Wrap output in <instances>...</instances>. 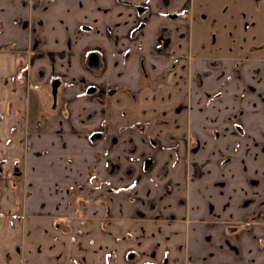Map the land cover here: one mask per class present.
I'll list each match as a JSON object with an SVG mask.
<instances>
[{
	"label": "crops",
	"instance_id": "0c3cea01",
	"mask_svg": "<svg viewBox=\"0 0 264 264\" xmlns=\"http://www.w3.org/2000/svg\"><path fill=\"white\" fill-rule=\"evenodd\" d=\"M27 1L0 0L16 264H185L186 238L190 264H264V40H233L264 25V0H237V27L211 8L220 31L203 41L204 14L195 47L211 0H122L150 9L135 37L121 0Z\"/></svg>",
	"mask_w": 264,
	"mask_h": 264
},
{
	"label": "rangeland",
	"instance_id": "374dc122",
	"mask_svg": "<svg viewBox=\"0 0 264 264\" xmlns=\"http://www.w3.org/2000/svg\"><path fill=\"white\" fill-rule=\"evenodd\" d=\"M198 1L199 0H196V1L192 0L191 3H192V5H195L197 7V4H199ZM27 2L29 3L30 10L34 11V10L37 9L36 8L37 5L35 4L34 0H32V1L29 0ZM202 3L203 2H200V4H202ZM237 3H238L237 0H211L209 5L207 3H204L203 5H200V9L201 10H198L197 11L198 13L195 14V19H194L195 26H194V28L193 27L191 28V32H190V40H189L190 41V47L191 46L195 47V44L197 43V40L198 39H201V40L203 39L202 37H198L197 36L198 34L196 32V30H197L196 28L200 24V21L202 20V16L204 14L207 17V21H206L207 23L205 24V27L208 30H205V34H204L205 36H204L203 41L208 43L209 41H211L214 38L215 34L218 31H220L219 26H212L211 25V21H208L207 14H209L210 12L215 11L217 9V8H215V10H214V9H211V8L217 7V6L221 5V4L224 7L228 6V10H231V13H233L234 16L236 17V18H233V16H232L233 26L237 27L234 24V20L235 19L239 20V18H237V16H236V5H237ZM202 7L204 8V10L202 9ZM38 8H39V6H38ZM198 15H199V18H198ZM30 20L32 21V17H31ZM140 20H141V18H138V21H137L136 24L140 23ZM225 23H230V17L229 18H225ZM258 24H255L254 27H250L247 32H244L243 29L240 28V27H237V28L234 27L237 30V34L236 33L233 34V37H234L233 40L236 43H238V39L239 40H243L242 42L244 44H254L258 40H264V25H262V23H258ZM226 32H229V30L226 31ZM226 38H227L226 41L229 42L230 39L228 38V35L226 36ZM222 43H224V41H222ZM190 50H191V48H190ZM230 51H228L227 53H229L231 55L235 53V52H230ZM217 53L220 54L219 50H215V51L212 52V54H214V55H217ZM222 53H226V52L223 51ZM213 65L215 66V64H213ZM46 121L47 120L45 119V122ZM41 122H42V124H44V119L41 120L39 123H41ZM187 156H188V147H187ZM144 166H146V165L143 163V168H144ZM188 166H189V162L186 161L187 169H188ZM144 170H147V168L144 169ZM207 223H211V222L208 221ZM6 226L9 227V231H12L11 228H10L11 223L8 220L6 221ZM7 227H5V229ZM17 238H18L17 235H10L9 233H7V231L4 230V228L0 227V264H4L3 260L6 261L7 264H16V261H15L16 256L15 255L17 253V245H16ZM3 247H7V249H9V250L3 251ZM188 253H189V250H188V239L186 238V240H185V256H186L185 264H190V259H189V254Z\"/></svg>",
	"mask_w": 264,
	"mask_h": 264
},
{
	"label": "flooded vegetation",
	"instance_id": "af4514ba",
	"mask_svg": "<svg viewBox=\"0 0 264 264\" xmlns=\"http://www.w3.org/2000/svg\"><path fill=\"white\" fill-rule=\"evenodd\" d=\"M122 1V0H121ZM123 3H125V5L127 6H132L135 10V15L137 18H141L140 23L137 24V26L134 28L131 36L135 37L137 36L138 33H140L148 24V12H149V7L145 4L143 5H132L130 2H126V1H122ZM147 14V15H146ZM166 42V41H165ZM167 45V43L165 44ZM96 90H94L93 88H91L89 90L90 93H94Z\"/></svg>",
	"mask_w": 264,
	"mask_h": 264
},
{
	"label": "built area",
	"instance_id": "2783aa9c",
	"mask_svg": "<svg viewBox=\"0 0 264 264\" xmlns=\"http://www.w3.org/2000/svg\"><path fill=\"white\" fill-rule=\"evenodd\" d=\"M41 125H42V122L41 123L37 122V126L38 127H40Z\"/></svg>",
	"mask_w": 264,
	"mask_h": 264
}]
</instances>
